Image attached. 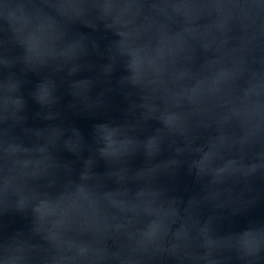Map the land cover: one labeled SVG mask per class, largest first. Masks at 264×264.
<instances>
[{"label":"water","instance_id":"95a60500","mask_svg":"<svg viewBox=\"0 0 264 264\" xmlns=\"http://www.w3.org/2000/svg\"><path fill=\"white\" fill-rule=\"evenodd\" d=\"M0 264H264V0H0Z\"/></svg>","mask_w":264,"mask_h":264}]
</instances>
